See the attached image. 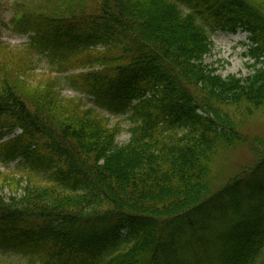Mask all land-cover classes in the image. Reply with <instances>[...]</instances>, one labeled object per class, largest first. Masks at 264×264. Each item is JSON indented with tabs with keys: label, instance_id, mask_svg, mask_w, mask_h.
I'll use <instances>...</instances> for the list:
<instances>
[{
	"label": "trees",
	"instance_id": "1",
	"mask_svg": "<svg viewBox=\"0 0 264 264\" xmlns=\"http://www.w3.org/2000/svg\"><path fill=\"white\" fill-rule=\"evenodd\" d=\"M11 19L29 44L0 43V136L20 130L0 160L27 175L0 176L24 183L0 194V248L27 264H264V137L242 128L264 112V0H15ZM216 28L248 35L249 76L204 66ZM35 53L57 67L32 86ZM65 87L126 115L127 144ZM244 144L257 163L216 190V156Z\"/></svg>",
	"mask_w": 264,
	"mask_h": 264
},
{
	"label": "rangeland",
	"instance_id": "2",
	"mask_svg": "<svg viewBox=\"0 0 264 264\" xmlns=\"http://www.w3.org/2000/svg\"><path fill=\"white\" fill-rule=\"evenodd\" d=\"M13 1L15 0H0V43L11 50H15V52L25 53L26 51L23 49L29 44V36L16 30L13 25L11 19V4L13 5ZM95 6L96 4L90 5L88 10L92 13ZM208 33L213 44L210 53L207 54L203 60V64L208 70H213L216 75H219L223 79L228 77L245 78L252 73L253 60H250L248 57L249 41L248 35L245 32L237 30L235 33H229L220 28H216L215 31H208ZM51 59L55 60L53 57ZM32 60L37 63L36 73L30 81L32 86H35L38 82L41 83L45 80L47 75H53L52 71L54 70V67H57V62H51L47 55L39 53H35ZM68 72L79 73L80 70H68L67 73ZM62 96L66 99L81 98L83 103L87 106L93 107L101 113L107 114L111 121L110 124H118L121 128V133L116 139L117 145L122 146L127 144L130 137L127 129L130 124L126 115L110 114L106 109L99 107L95 103L93 97L81 92H76L69 87H65ZM242 128L246 138L264 137V112L257 114L246 121L242 125ZM19 133V130L13 132L4 131L3 136H0V143L13 139ZM256 163L257 161H255L253 153L246 144L229 151L226 150L218 153L211 172L212 179L215 183V189L218 190L223 188L229 179L241 175L243 171H249ZM260 171V175L264 173V165L260 168ZM1 175L15 180L22 177L23 180H25L27 171L25 170L23 172L18 166L17 161L5 163L0 160V176ZM9 178L0 177V194L4 198H9L14 194L16 196L20 194L21 189L17 186L13 189V186H24V183H12ZM258 194V191L252 193L253 197ZM258 202L256 205H258ZM221 215L222 214L219 215V218H221ZM262 216L264 221V211L262 212ZM29 259V254L24 250H13L5 247L0 248L1 262L7 264H27ZM36 264L41 263L36 260Z\"/></svg>",
	"mask_w": 264,
	"mask_h": 264
}]
</instances>
